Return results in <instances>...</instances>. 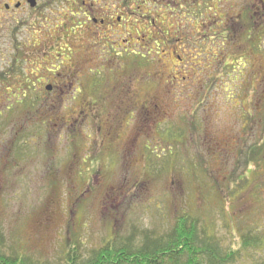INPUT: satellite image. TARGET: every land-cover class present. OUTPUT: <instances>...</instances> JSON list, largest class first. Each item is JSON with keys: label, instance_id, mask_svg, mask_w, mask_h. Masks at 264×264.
Masks as SVG:
<instances>
[{"label": "rangeland", "instance_id": "374dc122", "mask_svg": "<svg viewBox=\"0 0 264 264\" xmlns=\"http://www.w3.org/2000/svg\"><path fill=\"white\" fill-rule=\"evenodd\" d=\"M144 4L130 102L121 70L105 69L99 97L32 111L12 98L27 77H0L5 250L64 264L71 245L83 257L115 238L139 250L191 216L203 247L264 264V0Z\"/></svg>", "mask_w": 264, "mask_h": 264}, {"label": "flooded vegetation", "instance_id": "af4514ba", "mask_svg": "<svg viewBox=\"0 0 264 264\" xmlns=\"http://www.w3.org/2000/svg\"><path fill=\"white\" fill-rule=\"evenodd\" d=\"M143 1L146 9L153 2L0 0L1 80L6 82L4 77H16L18 80L27 77L24 93L12 98L21 106L27 105L28 111L35 110L38 103L51 104L52 109V104L88 102L85 97L89 92L93 93V97H99L98 93L105 90L106 69L122 71L119 77L125 76L128 85L119 83L120 88L127 89L118 91V97L130 102L135 91L131 87L132 75L127 71L133 68L126 66L135 64L136 56L141 54L137 52L139 40L145 37L143 31L150 29L146 26L145 30L138 28V24H144L143 16L146 17V12L140 14L144 11ZM138 3L141 5L137 7ZM87 73L90 79L84 81ZM182 79L186 80V77ZM31 81L40 86L31 85ZM114 88L110 94L115 92ZM156 97L159 102L164 96L158 94ZM118 109L129 116L127 110H121L120 106ZM33 114H39V110ZM66 114L60 118L55 114L62 121L60 126L63 128H68L72 122L67 121ZM80 116L85 117L86 124V118H94L89 108ZM99 122L102 121L95 122L99 132L103 126L110 130L113 125V122H102V125Z\"/></svg>", "mask_w": 264, "mask_h": 264}, {"label": "trees", "instance_id": "16d2710c", "mask_svg": "<svg viewBox=\"0 0 264 264\" xmlns=\"http://www.w3.org/2000/svg\"><path fill=\"white\" fill-rule=\"evenodd\" d=\"M198 227L197 219L183 216L168 236L150 243L147 235L139 250L133 248L135 244L130 240L124 243L115 238L83 257L78 253L80 248L71 245L64 264H231L236 258L234 253L223 256L215 245L208 248L201 245ZM3 235L0 229V264H38L26 255L13 251L7 254ZM245 239L246 246L249 239Z\"/></svg>", "mask_w": 264, "mask_h": 264}]
</instances>
